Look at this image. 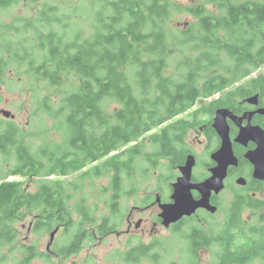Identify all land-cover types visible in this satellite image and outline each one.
Listing matches in <instances>:
<instances>
[{
	"label": "trees",
	"instance_id": "1",
	"mask_svg": "<svg viewBox=\"0 0 264 264\" xmlns=\"http://www.w3.org/2000/svg\"><path fill=\"white\" fill-rule=\"evenodd\" d=\"M91 1L93 31L86 36L80 31L55 30L53 23L63 24L64 16L59 7L44 5L40 20L49 28L44 31L39 25L32 26L43 37L38 46L45 48L38 65L34 56L28 57L33 44L29 48L21 43L8 45V51H15L11 60L0 55V77L9 60L26 62L37 76L54 86H60L64 76L73 74L78 78L72 92L65 94L63 112H56L63 114V144L42 147L39 158L26 143L22 144L17 132L11 133V126L6 139L9 144L0 142V151L8 155L14 149L17 155V163L8 175L22 176L0 181V241L6 239L14 253L24 251L15 241L12 229V222L24 210L35 209L36 214H42L39 230L52 229L64 221L70 197L68 187L74 183L68 185L60 177L104 159L84 175L100 176L105 170L113 171L111 187L120 191V173L129 172L143 154L142 139L154 128L168 124L149 136L154 150L148 152L146 159L155 165L159 158L172 156L170 165L178 166L189 152L184 137L191 125L196 126L199 120L212 123L220 107L243 111L238 100L246 95L259 91L264 98L262 74L251 78L248 85L233 87L264 65V1L207 0L217 4L221 12L187 8L197 21L178 34L167 25L171 7L175 6L172 0ZM19 2L0 0V9ZM24 22L29 31V21ZM69 26L64 25L63 31ZM68 33L75 35L69 39ZM217 93L223 95L213 97ZM111 101L118 104L113 110L109 109ZM195 106L197 109L192 110ZM44 110L52 112L53 108L45 102ZM189 111V117H179ZM205 115H210L208 121L203 120ZM42 171L58 177L44 180L39 190H27L25 179L40 176ZM240 204L243 200L238 194L232 211ZM242 226L240 212L236 219L226 218L221 231L224 234L217 238L224 250L220 264H243L242 253H231L229 249L231 238L239 237L235 231L243 234ZM189 234L193 253L200 244L211 243L204 239L207 234L199 227ZM31 260L25 252L19 263L30 264Z\"/></svg>",
	"mask_w": 264,
	"mask_h": 264
},
{
	"label": "rangeland",
	"instance_id": "2",
	"mask_svg": "<svg viewBox=\"0 0 264 264\" xmlns=\"http://www.w3.org/2000/svg\"><path fill=\"white\" fill-rule=\"evenodd\" d=\"M175 6H179L182 10L179 11L175 6L171 7L172 13L169 21L167 22L168 27L175 33H180L187 29L192 22H196L197 18L194 17L190 11L187 9L189 7H196L201 4L206 6L208 13L221 12L218 5L214 3H208L207 0H172ZM236 2H244L245 0H233ZM254 1V0H253ZM264 1V0H258ZM50 3L59 7V12L64 16L62 23H53V28L59 32L71 31L84 34V36L90 34L93 31L92 27V15L90 11V6H92L91 0H20L19 3L13 4L9 7L0 9V55H5L9 60L14 58L15 51H8L6 48L8 45L15 46L16 43H21V46L29 48L33 44V48H29L32 53L28 57L34 56L36 59V65L41 62L42 56L45 54V48H40L38 42L41 36L40 31L32 29L33 24L46 31L49 26L43 23L40 18L43 15L42 11L44 5ZM48 14V13H47ZM47 14L44 16H47ZM70 16L71 18H69ZM29 21L31 28L28 31V26L24 20ZM43 19V20H44ZM69 24V28L65 27L63 31V26ZM75 33L66 34L67 38L72 39ZM25 39L27 41H25ZM12 42L13 44L9 43ZM17 52V50H16ZM8 60V65L1 74L0 77V119L7 125L16 124L20 128V132L23 135L24 143L27 147L31 149L32 152L37 154L41 158V148L44 146L55 147L57 144H63L64 134L61 129V121L63 114H58L56 112L62 113L61 108L63 104V99L65 94L72 92L77 84L78 78L75 75L64 76L63 83L60 86L51 85L48 80L43 77L37 76L31 68L28 67L26 62L19 63L17 61L10 62ZM175 63H173L174 65ZM259 73H264V65L253 73L256 76ZM245 78H241L236 83L243 84ZM236 86V85H234ZM233 86V87H234ZM219 93L215 94L213 97H218ZM209 98L208 100H210ZM47 103L53 108L52 112H47L44 110V103ZM110 110H113L118 104L114 101L110 103ZM1 109H8L15 114L14 119H10L4 116ZM197 109V106L193 107L192 110ZM59 110V111H58ZM190 112L179 117H189ZM215 115H213L214 117ZM210 115H205L203 120L208 121ZM160 130V129H159ZM158 130V131H159ZM152 132H156L153 130ZM152 132L148 133L143 139L144 151L143 154L137 158L134 162L133 167L127 171H122L120 173L122 186L119 191L123 198L121 203V227L126 228L124 222V216L128 211L135 205H143L146 202L154 201L155 206L151 209L153 213H160V206L155 200L156 195L160 193L164 200H168L171 197L173 188L172 183L176 181V178L180 175V170L178 166H171L170 159H165L161 157L157 160V164L152 165L148 157V152H153L154 148L149 141V136ZM199 138H202L203 143L198 142ZM189 144L193 145L194 153L198 156V163L195 166L194 174L200 179L208 176L209 173V163L213 166L214 161L211 159V151L214 147H217L215 143L207 142L202 136H199L198 132L192 130L187 137ZM134 143V142H133ZM23 144V143H22ZM18 147V146H17ZM66 148V147H63ZM122 151V149H120ZM213 152V151H212ZM0 156V181L8 175V172L16 165L17 155L15 150L9 153V156L5 160H2ZM100 162L99 164H102ZM94 167V165H89L88 167L82 169L79 172H73L67 176H62L59 179L63 180L66 184L74 183L68 187L70 193L68 210L64 214V221H68L70 228H73L80 217H86L88 221L85 223H90V226H97L102 218L103 206H100L103 199L99 200L101 196L99 194V189L106 193L104 198L108 197L111 192V180L113 178V171L105 170L100 176H89L84 175L87 169ZM38 178L36 175L25 179V188L31 192L37 190V188L43 184L45 181L44 172L40 173ZM17 175V178H20ZM58 176H56L57 178ZM15 176H8V179L13 180ZM47 180V178H44ZM55 179V178H48ZM228 187L223 190L221 208H218V212L215 214H205L203 212L196 215L188 223H180V226L175 227V229H168L161 225L160 229V240L162 245L158 246L159 241L156 243V247L153 250V256L151 259H131L125 260L124 257L120 258H107L101 256H95L91 254V257L83 254L80 257H73L69 259L66 264H219L220 263V253L221 246L217 240L223 229V223L226 218L236 219L237 214L243 210V205H238V207L232 211V204L240 194L242 198V191L239 190V185L235 180L227 179ZM230 186V187H229ZM80 190V191H78ZM82 190V191H81ZM238 190V191H237ZM237 191V192H236ZM235 194V195H234ZM72 197H74L72 199ZM244 207V210H248ZM35 209L33 211L24 210L20 213L18 217L12 222V229L14 231L15 241L19 246L23 247L28 244L34 243V238H46L48 242L51 230H43L35 233L34 231H28V226L31 219L34 217ZM245 217L252 216L248 211L244 212ZM85 219V218H84ZM63 221V222H64ZM229 221V220H227ZM74 222V224L72 223ZM118 222V221H117ZM246 225V222L242 220ZM84 223V224H85ZM259 224L258 218L253 219L252 225L257 227ZM244 225V226H245ZM146 227V225H145ZM199 227L201 230L205 231L207 238L211 240L210 244L200 247L196 253H193L191 249L192 241L190 238V230L192 228ZM243 227V226H242ZM247 228V225H246ZM236 234L239 235L238 239L241 241L243 239L242 234L236 230ZM100 235V234H99ZM241 235V236H240ZM62 232H60L56 238H63ZM141 236V234H139ZM149 238V235H146ZM117 236H112L111 239L106 244L104 253L106 254L109 250V245H117ZM122 242H125V236H122ZM138 238V237H137ZM3 240V238H2ZM239 245L236 243V246ZM4 247V241H0V264H20V260L25 258V250L22 252L18 251L14 253L13 246L9 244L7 248L8 255H5L2 251ZM156 252H159L161 258L156 260L155 257L158 256ZM14 253V254H13ZM20 257V258H18ZM262 258H259L253 262L245 264H260ZM250 261V260H249ZM252 261V260H251ZM260 261V262H259ZM30 264H46V260H31Z\"/></svg>",
	"mask_w": 264,
	"mask_h": 264
},
{
	"label": "flooded vegetation",
	"instance_id": "3",
	"mask_svg": "<svg viewBox=\"0 0 264 264\" xmlns=\"http://www.w3.org/2000/svg\"><path fill=\"white\" fill-rule=\"evenodd\" d=\"M249 1V0H248ZM253 1V0H252ZM217 5V4H215ZM196 7H202L205 10H207L206 6L204 5H197ZM208 12V11H207ZM191 13V12H190ZM220 13V12H215ZM192 14V13H191ZM193 15V14H192ZM262 74V78L264 79V73H259L256 76H245V82L243 84H236L237 86H243L244 84L248 85L251 78H257L259 75ZM242 78V79H243ZM258 78V79H262ZM223 93H219V96H222ZM217 97V98H218ZM257 97V102L252 103L249 101L250 98ZM239 105L244 106L243 111L237 110V108H228V107H220V108H228L230 109L235 115L241 117L246 112H252L251 120H244L242 122V125L239 126L236 121L229 117L227 118V122L230 126V134L231 138L234 141V139L237 137V135L240 133L241 127L249 126L250 130H258V132L261 130V132L258 133L259 141L255 140L253 137H250V140L247 142L246 145L240 144V143H234L233 149L235 152V155L238 157L239 160V166H231L229 169V174L227 179L235 180L237 183V179L241 176H244L247 180V182L243 185H239V190L242 191V200H243V210L241 211V217L242 220L246 222V225L243 223V240H239L238 238H231L229 249L231 253L238 251L242 253V262L250 263L253 262L259 258H262V262L260 264H264V177H256L254 175V165L251 163L249 159H247L246 154L249 151L257 150V155L260 156V159L262 161L263 169H264V98L261 97V93L259 91L246 95L244 98L238 100ZM219 109V108H218ZM217 109V110H218ZM2 110V109H1ZM216 110V111H217ZM215 111V116H216ZM14 114V113H13ZM212 118V123L208 122H201V120L197 121L196 126H192L188 128L187 133L184 137V144L187 147V155L190 153L195 154L197 158L198 163V156L196 153H194V146L189 144L187 137L188 134L195 130L198 132L199 136H202L207 142L215 143L217 145V148L212 150L213 152L217 150L221 145V138L217 132V130L213 126L214 118ZM15 116L10 119H14ZM166 125L168 124H162L159 127L154 128L155 131L163 130ZM11 126V133L17 132L19 140L24 144V139L22 138L23 135L20 132V128L16 124L7 125L0 119V142L2 144H9V140L6 141V139L9 136ZM14 126V127H13ZM213 130V131H212ZM214 132L213 136H210V133ZM251 134V133H250ZM200 143H203L202 138H199ZM212 151L210 155L212 154ZM186 155V157H187ZM0 156H2V160L6 161V158L9 156V154H5L4 152L0 151ZM241 156V160H240ZM172 156L166 157L165 159H171ZM104 159H96L92 162V165L97 166L100 162H102ZM186 161V158L184 162L181 165H183ZM215 163L213 164V166ZM212 166H209L208 169H210ZM195 169V168H194ZM81 170H78L76 172H79ZM210 173V172H209ZM68 174H65L64 176H67ZM210 175V174H209ZM208 175V176H209ZM8 176H15L17 179V175H7L5 178L8 179ZM56 174H50L45 175L44 178H56ZM196 175H193V181H202L206 179L208 176H206L203 179L196 178ZM22 177V176H21ZM20 177V178H21ZM40 178L39 176H37ZM43 178V180H45ZM41 179V178H40ZM177 179V178H176ZM227 179L225 180V189L228 187L227 185ZM230 187V186H229ZM40 186L37 188L39 190ZM111 194L108 195V197L104 198V195L107 194V192L103 193L102 189H99V194L101 195L99 197L100 199H103L100 206H103L102 210V218L101 221L97 224V226H90V223H85V221H88L86 217L82 218L80 217V220L77 222V224L70 228L68 221L61 222L59 225H54V228L52 229H45V230H51V235L48 240L46 241V238H34V243L31 245L26 244L23 248L26 252L27 258H32L33 260H39L44 261L46 260V264H66V262L69 259H72L73 257H80L83 254L86 256L91 257L92 255L95 256H102L109 258H120L124 257L125 260H127L129 257L131 259H151L153 256V250L156 247V243L159 241L158 246L162 245L160 243V240L164 238H160V229L161 225L168 229H175V227L180 226V223H188V221L192 218H195L196 215L203 212L205 214H215L207 211L206 209L199 208L197 211L191 215V216H185L177 223L171 224L169 227H166L162 223V218L160 217V213L156 212L155 214L151 209L153 206L156 205V203L152 200L149 202L144 203L143 205H135L133 208H131L128 213L124 216V222L126 224V228H122L121 226V203H122V194L119 192V189L116 190L114 187H111ZM224 190V189H223ZM223 190L215 194L213 193L211 197V202L221 208V202H222V196ZM80 191V190H78ZM82 191V190H81ZM238 191V190H237ZM236 191V192H237ZM194 195L196 198H199L200 195L197 191L194 192ZM235 195V194H234ZM161 197L162 202H170L171 198L168 200H164L162 198V195L158 193L156 195L155 200H157V197ZM74 197H72L73 199ZM158 202V201H157ZM159 205V202L157 203ZM248 210H244V207ZM160 208V207H159ZM248 211L252 214V216L245 217L244 212ZM51 216V214H50ZM258 218L259 224L257 227H254L252 225L253 219ZM42 220V214L37 213L34 215V217L31 219L28 231H34L35 233L39 230V223ZM44 222H46V219H43ZM118 221V222H117ZM74 224V222H72ZM85 223V224H84ZM107 224V225H106ZM225 224V221L223 223V226ZM146 225V227H145ZM245 225V226H244ZM53 227V226H52ZM39 231H43L40 229ZM55 236L52 237L53 232H55ZM192 232V228L190 230ZM62 232L63 238H56L57 235ZM100 234V235H99ZM141 234V236H139ZM149 235V238L146 237V235ZM112 236H117L118 244H110L108 252L105 254L104 249L106 247V244L111 239ZM122 236H125V242H122ZM138 237V238H137ZM209 239V238H204ZM4 241V247L2 249L3 253L5 255H8L9 252H7V248L9 247V243H5L6 239H3ZM236 243L239 244L236 246ZM203 245L200 244V247ZM221 246V244H220ZM199 249V248H198ZM197 249V250H198ZM224 252L222 246H221V253H220V261L222 257V253ZM196 253V252H195ZM158 256L155 257L156 260H159L161 258V255H159V252H156ZM250 260V261H249ZM252 260V261H251ZM220 264V263H219Z\"/></svg>",
	"mask_w": 264,
	"mask_h": 264
},
{
	"label": "water",
	"instance_id": "4",
	"mask_svg": "<svg viewBox=\"0 0 264 264\" xmlns=\"http://www.w3.org/2000/svg\"><path fill=\"white\" fill-rule=\"evenodd\" d=\"M249 101L256 103L257 97L250 98ZM1 112L8 118L15 116L8 109H2ZM229 117H232L241 126L244 120H251L252 112H246L243 116L239 117L228 108H219L216 111L213 126L221 138V145L211 154V159L215 165L209 169L210 175L206 179L194 182L193 175L194 168L197 165V158L193 153L187 155L185 163L179 167L180 175L172 183L171 201L162 202L161 197H157L161 209L160 217L162 218L163 225L166 227L177 223L185 216L193 215L199 208L206 209L211 213L218 211L219 207L211 202V197L213 193L218 194L225 189V180L228 177L230 167L239 166V160L235 155L233 144L240 143L246 145L250 137L259 141L258 133L261 130L259 132L258 130H250L249 126L241 127L240 133L233 141L230 134V126L227 122V118ZM257 152L256 149L249 151L246 157L254 165V175L260 178L264 177V169ZM246 182L247 180L244 176L237 179L238 184L243 185ZM195 191L199 193V198L195 197ZM55 233L56 231L53 232L52 237L55 236Z\"/></svg>",
	"mask_w": 264,
	"mask_h": 264
}]
</instances>
